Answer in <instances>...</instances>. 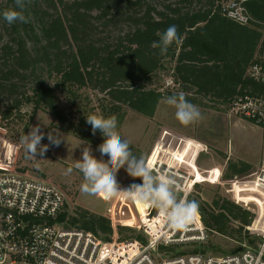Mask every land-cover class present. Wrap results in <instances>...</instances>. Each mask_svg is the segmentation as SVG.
Wrapping results in <instances>:
<instances>
[{
	"label": "trees",
	"instance_id": "trees-1",
	"mask_svg": "<svg viewBox=\"0 0 264 264\" xmlns=\"http://www.w3.org/2000/svg\"><path fill=\"white\" fill-rule=\"evenodd\" d=\"M231 1L25 0L22 11L28 22L9 24L2 13L21 9L15 0H1L0 114L8 117L32 105L30 117L38 110L54 116L48 130L62 125L76 137L98 144L86 118L77 122L60 107L59 92L80 109V91H97L102 94L97 107L104 117L123 116L129 109L153 115L163 98L181 92L190 103L201 99L231 103L250 90L264 94V86L247 75L252 63L264 62V0H236L252 16L248 24L224 14ZM171 25L177 27L182 42L173 43L161 55L152 45ZM169 61L173 62L171 76L177 89L163 92L148 86ZM245 164L230 159L226 176L233 179L236 174L241 180L239 177L256 170ZM140 185L142 180L132 177L129 188ZM189 196L187 201H195ZM197 204L207 228L230 236L242 238L241 231L257 223L253 222L254 212L226 198L218 212ZM68 216L70 225L96 235L108 237L119 231L121 240L133 237L122 236L126 228L103 215L84 211ZM165 217L159 210L151 223L159 225ZM191 219L197 221L198 213ZM244 237L250 244L262 239L252 234Z\"/></svg>",
	"mask_w": 264,
	"mask_h": 264
},
{
	"label": "rangeland",
	"instance_id": "rangeland-1",
	"mask_svg": "<svg viewBox=\"0 0 264 264\" xmlns=\"http://www.w3.org/2000/svg\"><path fill=\"white\" fill-rule=\"evenodd\" d=\"M261 57L264 59V53ZM172 67L173 62L169 61L166 69L154 76L148 86L163 92L175 91L178 86L171 76ZM80 92L82 93L79 100L80 109L59 92V105L65 113L77 122L90 114L100 115L97 105L102 94L92 89H84ZM165 98L159 102L153 115L129 109L123 116L117 117V131L121 139L129 143L132 156L146 164L148 168L150 166L149 169L154 176L167 174L166 176L176 180L174 191L181 196L178 182L181 185L186 183L185 188L190 189L189 197L207 209L220 211L223 198L231 200L237 207L242 208L256 207L254 203L248 201L249 199L262 203L260 198L249 196L246 192L249 188L245 187V184H242L244 187L235 184V181L245 180L247 175L239 177L241 180H238L236 174L232 179L226 176V172H228L227 165L230 159L236 162L245 161V165L256 167V169L262 165L264 129L234 112L231 103H216L207 99L191 103L199 109L201 118L185 126L176 119L175 107L166 104ZM31 111L33 106L26 105L21 113L15 110L8 117L6 114H0V168L17 172H19L18 169H23L22 173L27 176L39 178L60 187L66 195L68 215L79 216L84 211L103 215L113 223L126 228L122 236L132 235L133 238L146 239L141 215L147 219L146 214L149 209L152 210L153 206L133 200L123 191L129 189L133 177L129 174L127 164L116 173L117 183L122 189L118 195L105 198L103 194H89L81 190V185L86 183V180L75 165L82 158L83 148L90 145L92 154L97 159L108 160L106 155L101 157L98 151V146L104 140L101 132L97 130L94 134L98 143L94 144L76 137L62 125L48 130L49 125L55 121L54 116L46 111L38 110L31 118ZM37 125L45 133L41 144H48L49 148L43 156L37 153L34 157L27 151L22 137ZM55 128L62 133L64 139L59 146L51 145L47 139V133ZM158 156L159 160L155 161L154 157L158 158ZM158 163L160 168L158 167V171H155L154 164ZM155 208L153 211L156 210ZM197 213L201 217L200 212L197 211ZM263 216L257 220L254 217L253 220L257 223L253 222L256 225L249 227L248 232L243 229L242 238L208 228L209 238L206 242L182 247V249L191 252L199 248L207 254L218 256L239 249L241 244L258 248L260 239L250 244L244 236L252 234L262 237ZM236 224L239 223L236 222ZM232 225L238 229L235 224ZM234 232L239 234L237 231ZM117 234L120 235L119 231ZM99 236L104 237V234L99 233Z\"/></svg>",
	"mask_w": 264,
	"mask_h": 264
},
{
	"label": "built area",
	"instance_id": "built-area-1",
	"mask_svg": "<svg viewBox=\"0 0 264 264\" xmlns=\"http://www.w3.org/2000/svg\"><path fill=\"white\" fill-rule=\"evenodd\" d=\"M223 12L229 18L248 24L253 18L241 1L233 0ZM250 79L264 86V62L252 63L247 71ZM232 110L264 129V94L247 91L231 102ZM167 175V174H166ZM236 185L249 188L247 199L256 205L249 208L256 220L264 215V162ZM242 182V183H239ZM181 188V200L187 201L190 189ZM185 185V186H184ZM176 186V187H177ZM64 191L45 180L22 172L0 168V264H264V231L258 248L241 244L225 255L202 251H185L209 238L201 217L175 227L165 219L153 225L159 209L148 210L147 220L141 215L147 238L120 235L101 237L92 231L70 225ZM154 213V214H153ZM256 222L255 220H253ZM261 227L264 230V216ZM119 238V239H117Z\"/></svg>",
	"mask_w": 264,
	"mask_h": 264
},
{
	"label": "clouds",
	"instance_id": "clouds-1",
	"mask_svg": "<svg viewBox=\"0 0 264 264\" xmlns=\"http://www.w3.org/2000/svg\"><path fill=\"white\" fill-rule=\"evenodd\" d=\"M16 7L21 9L5 10L2 15L9 24L17 21L27 23L28 18L23 14L25 0H15ZM181 38L175 25L169 26L162 34L160 40L153 42L152 47L158 48L160 54L167 52L173 44H180ZM165 103L175 107L176 119L187 126L201 118L199 109L188 102L181 92L165 98ZM86 122L91 125L92 133L99 130L104 137L103 143L98 146L101 157L107 156L108 160L97 159L92 154L91 146H85L82 158L77 161L78 168L86 180L81 185V190L89 194H103L105 198L114 197L122 190L116 180V173L125 164L134 178H140L142 185L131 186L123 190L133 200L151 204L165 213L166 219L173 226L179 228L184 226L198 211L195 201H184L178 199L174 191L175 181L168 176H154L146 164L132 156L129 143L123 141L117 131V117L115 115L104 117L103 115L90 114L86 116ZM45 133L40 130L39 125L32 127L28 134H24L22 142L27 151L34 157L39 153L41 156L48 151V144H41ZM47 139L51 145L59 146L63 139L58 129L47 133ZM71 171V169H69Z\"/></svg>",
	"mask_w": 264,
	"mask_h": 264
},
{
	"label": "crops",
	"instance_id": "crops-1",
	"mask_svg": "<svg viewBox=\"0 0 264 264\" xmlns=\"http://www.w3.org/2000/svg\"><path fill=\"white\" fill-rule=\"evenodd\" d=\"M154 160H155V161H158V160H159V156H158V158H155V157H154ZM158 167H159V163H158L157 165L154 164V170H155V171H158ZM159 168H160V167H159ZM160 175H161V174H160ZM163 175H164V174H163ZM164 176H166V175H164ZM173 180H174V179H173ZM174 181H176V180H174Z\"/></svg>",
	"mask_w": 264,
	"mask_h": 264
},
{
	"label": "water",
	"instance_id": "water-1",
	"mask_svg": "<svg viewBox=\"0 0 264 264\" xmlns=\"http://www.w3.org/2000/svg\"><path fill=\"white\" fill-rule=\"evenodd\" d=\"M198 211L200 212V214H201V211H200V209H199V207H198ZM238 250V249H237Z\"/></svg>",
	"mask_w": 264,
	"mask_h": 264
},
{
	"label": "bare ground",
	"instance_id": "bare-ground-1",
	"mask_svg": "<svg viewBox=\"0 0 264 264\" xmlns=\"http://www.w3.org/2000/svg\"><path fill=\"white\" fill-rule=\"evenodd\" d=\"M193 220V219H192ZM189 221H191V220H189ZM195 221V220H194Z\"/></svg>",
	"mask_w": 264,
	"mask_h": 264
}]
</instances>
